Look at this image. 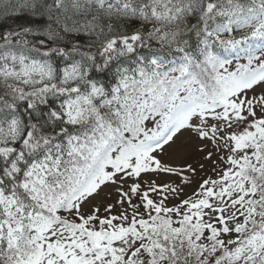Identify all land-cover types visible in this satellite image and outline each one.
Masks as SVG:
<instances>
[{
  "label": "snow or ice",
  "instance_id": "1",
  "mask_svg": "<svg viewBox=\"0 0 264 264\" xmlns=\"http://www.w3.org/2000/svg\"><path fill=\"white\" fill-rule=\"evenodd\" d=\"M0 264H264V0H0Z\"/></svg>",
  "mask_w": 264,
  "mask_h": 264
}]
</instances>
